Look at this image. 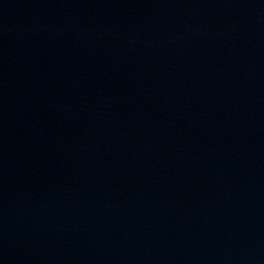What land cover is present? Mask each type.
<instances>
[{
	"label": "water",
	"instance_id": "water-1",
	"mask_svg": "<svg viewBox=\"0 0 264 264\" xmlns=\"http://www.w3.org/2000/svg\"><path fill=\"white\" fill-rule=\"evenodd\" d=\"M0 264H264V0H0Z\"/></svg>",
	"mask_w": 264,
	"mask_h": 264
}]
</instances>
